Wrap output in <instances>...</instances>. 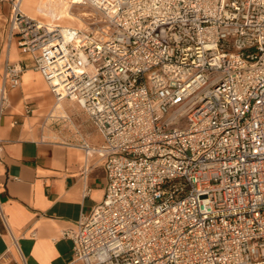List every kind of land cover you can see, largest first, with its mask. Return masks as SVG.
I'll return each mask as SVG.
<instances>
[{
  "label": "built area",
  "instance_id": "2783aa9c",
  "mask_svg": "<svg viewBox=\"0 0 264 264\" xmlns=\"http://www.w3.org/2000/svg\"><path fill=\"white\" fill-rule=\"evenodd\" d=\"M9 1L8 43L102 136L81 142L106 186L61 232L74 259L264 264V0H48L90 7L82 26ZM26 68L6 55L0 116Z\"/></svg>",
  "mask_w": 264,
  "mask_h": 264
},
{
  "label": "crops",
  "instance_id": "0c3cea01",
  "mask_svg": "<svg viewBox=\"0 0 264 264\" xmlns=\"http://www.w3.org/2000/svg\"><path fill=\"white\" fill-rule=\"evenodd\" d=\"M54 3L23 0L22 9L50 21L75 18L63 3ZM10 13V1L0 0V66L8 54L27 68L0 116V257L5 264H83L61 232L72 229L104 196L103 160L95 153L86 156L81 147L82 140L98 144L102 136L76 101L56 100L32 67V55L20 53L15 40L8 43Z\"/></svg>",
  "mask_w": 264,
  "mask_h": 264
},
{
  "label": "rangeland",
  "instance_id": "374dc122",
  "mask_svg": "<svg viewBox=\"0 0 264 264\" xmlns=\"http://www.w3.org/2000/svg\"><path fill=\"white\" fill-rule=\"evenodd\" d=\"M50 2L55 4L54 1H50ZM90 10H91V8L88 7V6H85V5H74V6H70L69 5V11L71 12V14L75 18L74 19L61 18L60 21H58V22L61 23V24H66V25L69 24V25H73V26H80L82 24L81 20H84V16H83L82 12H87L88 13ZM23 12L25 13V11H23ZM28 16L32 17V18H35V19L42 20V21H46V22L50 21V19H49L50 17L49 16L41 14L39 12L38 13H36V12L29 13ZM64 99L68 100L70 104L77 105L76 102L72 101L71 99L63 98V100Z\"/></svg>",
  "mask_w": 264,
  "mask_h": 264
},
{
  "label": "bare ground",
  "instance_id": "6f19581e",
  "mask_svg": "<svg viewBox=\"0 0 264 264\" xmlns=\"http://www.w3.org/2000/svg\"><path fill=\"white\" fill-rule=\"evenodd\" d=\"M61 3H63V2H61ZM63 4H64V6L67 7L68 10H69V5H67L66 3H63ZM63 9H64L65 13L69 16V18H73V17H74V16L71 14L70 11H67L64 7H63ZM82 14H83V16L88 15L87 12H82ZM53 19H57V21H59V17H54ZM81 23H82V20H81ZM81 25H82V24H81ZM81 25H80V26H81Z\"/></svg>",
  "mask_w": 264,
  "mask_h": 264
}]
</instances>
